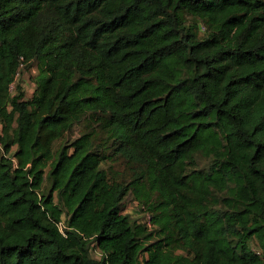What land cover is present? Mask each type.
I'll use <instances>...</instances> for the list:
<instances>
[{
    "label": "trees",
    "instance_id": "16d2710c",
    "mask_svg": "<svg viewBox=\"0 0 264 264\" xmlns=\"http://www.w3.org/2000/svg\"><path fill=\"white\" fill-rule=\"evenodd\" d=\"M0 264H264V0H0Z\"/></svg>",
    "mask_w": 264,
    "mask_h": 264
},
{
    "label": "rangeland",
    "instance_id": "374dc122",
    "mask_svg": "<svg viewBox=\"0 0 264 264\" xmlns=\"http://www.w3.org/2000/svg\"><path fill=\"white\" fill-rule=\"evenodd\" d=\"M187 21L191 24L196 23L195 19H193L192 17H187ZM197 29H198V31H197L198 36L204 37L206 34L205 29H203V28L199 29L198 27H197ZM35 71H36V69L30 70V69L23 68V70L20 73V77H19L18 81H20V83L24 89V93H25L26 98H30V96L32 94V90L34 88L32 75L35 73ZM80 129H81V127L76 125L74 127V129L66 135L65 140H73L74 138H76L80 133ZM59 144H60V142H57L56 147ZM123 162L124 161L114 163L112 161H107V162L103 163V166L106 169H108L109 173H112L114 171H119L120 173L123 172L127 177V175L129 174L128 167ZM110 163H112V164H110ZM207 164H208L207 160H205L202 157L199 158V166L201 168L206 167ZM48 186H49V181L46 177L44 187L48 188ZM125 205H126V211H127V213L130 214L132 220H137L139 222L145 221L146 218H144V214L141 212V209H140V207H138L137 203L132 200L131 196H127ZM252 246H253V248H255L257 250L260 249L257 239H254L252 241ZM92 252H93L94 256L99 257L98 253H96L94 250Z\"/></svg>",
    "mask_w": 264,
    "mask_h": 264
},
{
    "label": "built area",
    "instance_id": "2783aa9c",
    "mask_svg": "<svg viewBox=\"0 0 264 264\" xmlns=\"http://www.w3.org/2000/svg\"><path fill=\"white\" fill-rule=\"evenodd\" d=\"M10 89H11V91L14 93L15 92V89H16V87H15V83H12L11 85H10ZM148 219V218H147ZM148 224H150V222L148 221ZM60 226L62 227V223H60Z\"/></svg>",
    "mask_w": 264,
    "mask_h": 264
}]
</instances>
